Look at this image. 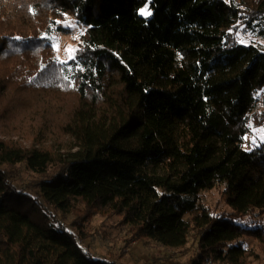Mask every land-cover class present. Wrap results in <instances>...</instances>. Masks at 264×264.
Returning <instances> with one entry per match:
<instances>
[{
	"label": "trees",
	"instance_id": "trees-1",
	"mask_svg": "<svg viewBox=\"0 0 264 264\" xmlns=\"http://www.w3.org/2000/svg\"><path fill=\"white\" fill-rule=\"evenodd\" d=\"M68 17L85 31L65 64L46 37ZM240 32L264 38V0H0V118L43 122L28 146L0 138V264H114L43 203L81 236L98 214L120 220L127 245L192 239L191 264L256 263L243 238L264 254L251 220L264 211V141L243 142L264 126V48ZM17 165L41 177L35 196L14 186ZM212 190L229 214L201 202Z\"/></svg>",
	"mask_w": 264,
	"mask_h": 264
},
{
	"label": "rangeland",
	"instance_id": "rangeland-1",
	"mask_svg": "<svg viewBox=\"0 0 264 264\" xmlns=\"http://www.w3.org/2000/svg\"><path fill=\"white\" fill-rule=\"evenodd\" d=\"M145 7L148 9V6ZM145 7L140 9L139 14L149 18L150 15L141 14V10ZM58 22L55 27L64 28L66 31L59 32L54 27L51 34L46 38L54 50L55 59L67 64L72 60L69 59V50H73L71 55L74 57L80 42V36L84 33L85 27L78 24L72 17ZM237 38L240 44H257L264 48V38L242 32L238 33ZM260 100L259 111H263L264 92L260 94ZM1 101L2 103L4 102L2 99ZM36 115L22 112L21 116H16L14 120L1 115L0 138L8 142L19 141L28 146L36 134L43 136V122ZM33 116L34 118H32ZM51 129L47 130L49 133L47 138H50L49 142H53L55 138L60 137L54 127ZM260 129H264V126H251L250 132L245 136L247 138L244 137L243 148L245 150H251L264 141V133H261ZM58 143L55 144V148L57 146L60 149ZM10 176L18 191H25L32 196L37 194L38 189L35 183L41 179L40 176L30 173L22 165H17L15 168L10 169ZM201 202L206 207L219 213L229 214L231 212L230 207L222 202L220 190L202 193ZM43 206L52 215L55 222L75 234L82 249L96 259L114 264H191V261L196 259L198 255L196 243L192 239L181 249H169L148 239H135L127 245L128 236L126 235V229L120 226V220L116 217L106 218L98 214L93 215L84 226L83 236H81L77 233L75 226H73L74 217L72 215L61 217L60 213L51 207L46 206L44 203ZM251 220L264 226V211ZM251 220L246 219L244 222L247 225H251ZM243 242L247 249H252L258 256V260L253 264H264V254L259 249L257 241L251 237H244ZM207 264L221 263L210 261Z\"/></svg>",
	"mask_w": 264,
	"mask_h": 264
},
{
	"label": "snow or ice",
	"instance_id": "snow-or-ice-1",
	"mask_svg": "<svg viewBox=\"0 0 264 264\" xmlns=\"http://www.w3.org/2000/svg\"><path fill=\"white\" fill-rule=\"evenodd\" d=\"M141 14L142 15H150L151 13L148 11V9H147V7H145L144 9H142L141 10ZM57 23H59V22H57ZM72 51L73 50H69V53H70V55H69V59H73L74 57L71 55V53H72ZM69 71H71V69H69ZM261 133H264V129H260L259 130ZM245 138H247V137H245Z\"/></svg>",
	"mask_w": 264,
	"mask_h": 264
}]
</instances>
